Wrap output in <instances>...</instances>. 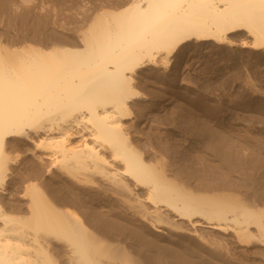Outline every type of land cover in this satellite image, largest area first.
<instances>
[{"label": "bare ground", "instance_id": "6f19581e", "mask_svg": "<svg viewBox=\"0 0 264 264\" xmlns=\"http://www.w3.org/2000/svg\"><path fill=\"white\" fill-rule=\"evenodd\" d=\"M120 1L73 40L0 35V264H212L216 242L264 245L262 94H221L177 143L137 130L139 78L191 43L264 59V0Z\"/></svg>", "mask_w": 264, "mask_h": 264}, {"label": "rangeland", "instance_id": "374dc122", "mask_svg": "<svg viewBox=\"0 0 264 264\" xmlns=\"http://www.w3.org/2000/svg\"><path fill=\"white\" fill-rule=\"evenodd\" d=\"M111 1L113 3H119V0ZM111 1L0 0V6L2 5L1 8L3 7L2 9H4L5 7L4 12L0 8V35L5 36L6 39L13 35L11 39H14L18 37L17 35L21 34L30 38L31 41L33 39L32 43L34 44L36 41L39 42V40L42 42L43 39L39 38L47 34L48 37H52L50 34H60L63 37H67L68 40H73L81 25L91 19L94 10L100 5L105 9L109 8V3H112ZM122 1L123 0L120 2ZM9 3L18 9V14H13L8 10ZM40 26L46 27L45 29L42 27V31V29L39 28ZM5 32L8 33L6 34ZM35 36L38 37L36 38ZM53 37L55 36L53 35ZM239 37L237 36L236 39ZM36 44L40 45L39 43ZM238 46L237 44L217 45L213 44L212 41L199 44L191 43L186 51L178 53L177 57L171 61L169 66H151V75H149L147 79L139 78L137 88L141 90L142 96L143 94L145 96L141 97L139 100H141L143 104L148 105V110H150V112H148L152 114L147 113L144 115V117H147L146 119H149L151 115V118L146 121L141 120L144 118L143 116L141 117L140 120L142 122L139 120L141 123L137 130L139 129V131H142L144 129L143 135L145 137L146 135L148 137L155 135L157 132V134H161V136L166 135V133H171V135L173 134V139L171 141L177 143L180 142V132L184 126L183 121L187 119L195 121L198 119L200 122L201 119L202 121L207 120L206 110L210 112L213 111L215 107L217 108L222 105L220 103L222 98L225 100L223 96H220L221 94H224L229 99L231 98V100H235L239 93L249 96L256 94H262V96H264V59H259V56L252 55L248 49ZM164 74L168 75L172 81L165 78L162 80ZM215 83H222V85L212 88L210 85ZM206 86L210 90L209 92L207 89L208 93L206 91ZM200 92L204 94H200ZM235 93L236 97L234 96ZM190 95L192 96L190 97ZM198 100L199 102H197ZM205 100L207 103L206 106L208 107H205ZM223 112L225 114L222 113L221 117L217 116L219 119L221 118L220 120L235 122L238 114L224 110ZM248 115H253V117L256 116L255 114H246V116ZM208 122L209 120H207V123ZM208 234L212 237H214V235L217 236L216 234ZM231 239L226 240L225 243L221 244L222 246L217 244V242L215 243L218 247H216L218 253H214V255L216 254L215 256L213 254V256L211 255L212 264H264V245H262V243L252 241L240 244L237 243L236 240ZM215 244H213L214 247ZM147 263L148 262L145 261L141 264ZM158 263L162 264L160 262Z\"/></svg>", "mask_w": 264, "mask_h": 264}]
</instances>
